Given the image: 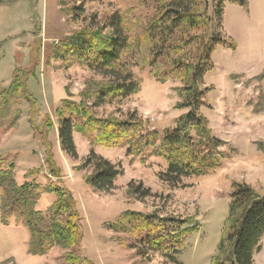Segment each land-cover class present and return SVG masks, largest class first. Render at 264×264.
<instances>
[{
  "label": "trees",
  "instance_id": "trees-1",
  "mask_svg": "<svg viewBox=\"0 0 264 264\" xmlns=\"http://www.w3.org/2000/svg\"><path fill=\"white\" fill-rule=\"evenodd\" d=\"M72 1L71 6L61 2L62 13L87 24L55 44L48 62H59L65 70L78 65L101 76L100 80L88 79L78 99L68 94L55 112L59 145L69 158H79L75 134L90 145L89 156L76 169L90 172L84 177L86 185L94 192L110 193L124 174L120 164L96 154L97 147L126 149L127 156L142 162L147 153L164 160L167 169L160 178L172 188L181 187L184 179L204 178L219 171L230 154L224 149L227 143L213 134L202 113V109L211 108L206 96L212 88L205 89V79L215 70L217 48L236 51L238 44L213 26L222 30L227 4L248 8V1L213 0L214 14L210 16V0H137L146 15L115 13L103 23L97 16L89 18L80 0ZM136 71L147 72L162 85L180 84L175 89V108L188 112L175 127L161 133L152 130L150 121L136 111L119 117L99 115V109L122 104L141 93L144 82ZM31 75L36 76L32 70L18 68L9 87L0 84V131L4 135L16 129L23 116L20 106L31 103V127L41 138L51 177L43 184L36 176L40 171L34 170L28 175L31 180L19 185L16 162L9 161L10 153L0 156L1 223L6 228L13 222L27 228L31 256L44 257L60 248L71 251L65 255L66 264H94L74 252L83 240V216L74 191L56 164L49 140L53 121L47 119L46 129L34 125L38 101L28 86ZM126 194L137 201L155 197L151 189L135 181ZM44 196L54 197L45 211L40 208ZM105 228L125 234L118 240L120 246L148 262L151 253H163L174 260L200 227L193 218H161L159 212L128 210ZM263 239L264 195L246 183H233L229 214L211 264H255Z\"/></svg>",
  "mask_w": 264,
  "mask_h": 264
},
{
  "label": "rangeland",
  "instance_id": "rangeland-1",
  "mask_svg": "<svg viewBox=\"0 0 264 264\" xmlns=\"http://www.w3.org/2000/svg\"><path fill=\"white\" fill-rule=\"evenodd\" d=\"M63 1L70 6L74 4L72 0H0V84L9 87L18 68L36 74L28 80L29 89L38 101L34 125L46 129L47 119L53 121L49 140L56 164L63 180L74 191L83 216V240L74 252L94 264H211L229 214L233 183H246L264 195V147L261 146L264 145V0H247L248 8L229 4L222 30L213 26L238 44L236 51L223 46L217 48L213 54L215 70L205 79V89L212 88L206 96L211 108L202 109V113L213 134L227 143L224 149L230 158L224 166L212 175L187 178L181 187L172 188L160 178L167 169L164 160L147 153L142 162L140 158L127 156L126 149L97 147L96 154L120 164L124 170L110 193L94 192L84 180L90 172L76 170L91 152L86 139L75 134L78 160L69 158L59 145L55 112L61 101L68 94L78 99L88 79H101L78 65L65 70L59 62H48L55 44L87 24L65 17ZM79 2L84 4L89 18L97 16L102 23L115 13L147 14L137 0ZM212 2L210 16L214 14ZM136 74L144 82L141 93L122 104L99 109V115L119 117L136 111L150 121L152 130L161 133L175 127L176 121L188 112L175 108L178 102L175 89L180 84L162 85L147 72L136 71ZM20 108L23 116L18 127L4 135L0 131V156L10 153L9 161L16 162L19 185L31 180L28 175L34 170L40 171L36 175L40 182L47 184L51 176L45 148L30 122L33 106L23 103ZM132 181L143 183L155 197L144 201L130 199L126 191ZM53 202L54 197L44 196L40 208L45 211ZM128 210L159 212L161 218H193L200 228L187 239L174 260L163 253H151L150 261L146 262L134 250L120 246L118 240L126 237L125 234L105 228ZM29 235L25 226L13 222L6 228L0 219V264H66L65 255L71 251L60 248L44 257L31 256ZM261 245L255 264H264V239Z\"/></svg>",
  "mask_w": 264,
  "mask_h": 264
},
{
  "label": "crops",
  "instance_id": "crops-1",
  "mask_svg": "<svg viewBox=\"0 0 264 264\" xmlns=\"http://www.w3.org/2000/svg\"><path fill=\"white\" fill-rule=\"evenodd\" d=\"M229 7V4L227 5V7H226V11H225V16H226V12H227V8ZM228 33V32H227ZM240 47V46H239Z\"/></svg>",
  "mask_w": 264,
  "mask_h": 264
},
{
  "label": "built area",
  "instance_id": "built-area-1",
  "mask_svg": "<svg viewBox=\"0 0 264 264\" xmlns=\"http://www.w3.org/2000/svg\"><path fill=\"white\" fill-rule=\"evenodd\" d=\"M53 180H55V179H53Z\"/></svg>",
  "mask_w": 264,
  "mask_h": 264
}]
</instances>
